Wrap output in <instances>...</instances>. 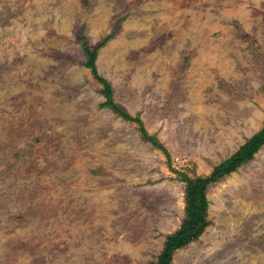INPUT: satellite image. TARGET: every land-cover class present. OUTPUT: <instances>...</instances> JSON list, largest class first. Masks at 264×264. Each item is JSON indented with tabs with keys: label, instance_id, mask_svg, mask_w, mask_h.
<instances>
[{
	"label": "rangeland",
	"instance_id": "rangeland-1",
	"mask_svg": "<svg viewBox=\"0 0 264 264\" xmlns=\"http://www.w3.org/2000/svg\"><path fill=\"white\" fill-rule=\"evenodd\" d=\"M98 72L139 124L102 103ZM264 126V0H0V264H155L207 175ZM171 264H264V145L210 185Z\"/></svg>",
	"mask_w": 264,
	"mask_h": 264
},
{
	"label": "trees",
	"instance_id": "trees-1",
	"mask_svg": "<svg viewBox=\"0 0 264 264\" xmlns=\"http://www.w3.org/2000/svg\"><path fill=\"white\" fill-rule=\"evenodd\" d=\"M83 1L88 3V0ZM112 37L113 33H109L94 47H90L82 32H80V40L88 56L86 65L92 69L94 76L103 84L102 93L106 99L102 105L109 106L126 119L137 122L140 133L146 141L151 142L156 147L165 149L157 136L148 132L143 120L139 116H133L115 101L112 84L98 72L96 65L98 50ZM263 145L264 126L242 144L237 151L215 165L209 174L192 177L186 172H178L180 179L186 183L184 216L179 228L166 236L155 264H171L173 255L178 249L199 238L210 224V220L208 219L210 201L207 195L210 185L236 171L245 162L253 159Z\"/></svg>",
	"mask_w": 264,
	"mask_h": 264
}]
</instances>
